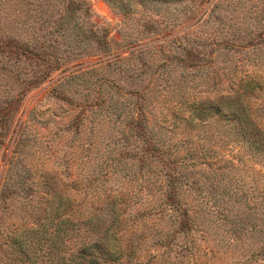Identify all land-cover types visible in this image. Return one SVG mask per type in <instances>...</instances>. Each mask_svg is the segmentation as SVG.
Here are the masks:
<instances>
[{
    "label": "rangeland",
    "instance_id": "rangeland-1",
    "mask_svg": "<svg viewBox=\"0 0 264 264\" xmlns=\"http://www.w3.org/2000/svg\"><path fill=\"white\" fill-rule=\"evenodd\" d=\"M230 83L239 95L253 88L248 106L264 128V0H0V264H71L63 245L46 243V174L83 187L110 153L133 150L135 139H125L138 110L167 143L210 150V162L231 159L237 192L264 186V162L229 122L189 133L183 119L170 124L200 97H232ZM127 161L133 177L107 184L120 227L116 259L105 264H264L251 256L264 236L234 238L186 185L175 197L181 206L170 204L158 160L141 172ZM68 194L81 209L95 199Z\"/></svg>",
    "mask_w": 264,
    "mask_h": 264
},
{
    "label": "trees",
    "instance_id": "trees-1",
    "mask_svg": "<svg viewBox=\"0 0 264 264\" xmlns=\"http://www.w3.org/2000/svg\"><path fill=\"white\" fill-rule=\"evenodd\" d=\"M106 1L115 6L116 0ZM70 21L71 19L66 20V24ZM217 85V83L212 84L213 90ZM227 86L233 93L232 97L221 96L218 99H211L209 96L200 97L192 110L187 112L186 117L172 116L170 124L176 126L178 121L183 119L189 133L204 121L229 122L234 128L236 137L247 143L248 148L254 152L255 158L264 162V128L255 123L254 113L248 104L253 88H245L243 94L239 95L240 87L237 88L232 83ZM233 87L235 89H232ZM128 124L130 131L125 143H129L130 138H134L133 150H128V145H124L116 156L110 153L109 160L94 166L92 175L86 177L83 187L76 180L69 178L66 182L52 174H46V243L48 242L49 246L52 248L55 246L57 250L59 244L63 245V249L70 252L71 264H105L116 259L111 249L116 242L114 228L120 227L118 223L120 208L118 200L111 197V187L107 184L111 176L133 177L135 171H132L133 165L128 166V159L137 160L139 172L151 166L154 160H158L157 164L161 166L160 171L165 182V197L170 204L181 206V202L175 200V197L186 185L189 189H194L197 197L202 198V201L210 204L220 220L229 224L230 233L234 238H244L247 234L256 238L264 236V186L251 193L243 190L237 192L235 188L238 187V178L231 159L222 157L221 160L225 164L217 165L221 160L219 158L210 162L209 160L214 157L210 155V150L202 147L199 150L195 146V148L191 147L188 141L182 140L177 144L167 143L163 128H161L162 133L152 131L147 126L148 119L140 110L137 118L132 117ZM161 124V127L165 125ZM179 151L184 154L179 155ZM211 163L212 167L216 164L215 169L210 166ZM149 168L147 167V170H150ZM188 168H190L189 173L183 172L188 171ZM197 168H204L206 172L199 171V177L190 179L188 175H192ZM25 184L24 179H17L14 182V185L22 191ZM204 184H206L205 191H203ZM230 187L232 188L229 189ZM82 189L86 195L95 196V199L91 197L89 206L83 209H81L83 203L78 204L67 197L69 191L79 193ZM235 204L237 207L243 206L242 210L234 209ZM182 210L186 215V208L183 207ZM186 221L188 222V219ZM73 237H79V240H76V249L71 252L70 249H66L65 244ZM262 255H264V244L251 254L253 257Z\"/></svg>",
    "mask_w": 264,
    "mask_h": 264
}]
</instances>
